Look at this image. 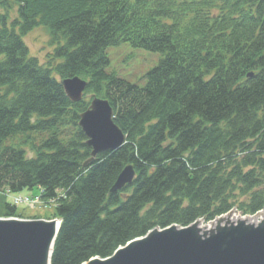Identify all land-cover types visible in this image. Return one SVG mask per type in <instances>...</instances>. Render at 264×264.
I'll return each mask as SVG.
<instances>
[{"label":"trees","instance_id":"obj_1","mask_svg":"<svg viewBox=\"0 0 264 264\" xmlns=\"http://www.w3.org/2000/svg\"><path fill=\"white\" fill-rule=\"evenodd\" d=\"M37 27L55 44L46 65L24 42ZM121 43L161 54L143 84L106 69V48ZM74 76L109 101L126 135L86 164L78 120L89 102H72L61 84ZM37 133L48 136L37 143ZM126 165L134 179L110 192ZM34 187L57 198L50 264L109 257L154 228L262 210L264 0H0V216H18L2 189Z\"/></svg>","mask_w":264,"mask_h":264},{"label":"water","instance_id":"obj_2","mask_svg":"<svg viewBox=\"0 0 264 264\" xmlns=\"http://www.w3.org/2000/svg\"><path fill=\"white\" fill-rule=\"evenodd\" d=\"M61 83L72 102L82 99L86 80L74 76ZM78 124L86 137V145L91 148L90 158L84 164L98 154L119 149L125 142L126 136L114 122V112L107 99L92 97L88 107L79 114ZM134 177L133 166L126 165L110 192L122 189ZM223 218H218L219 224ZM50 221L0 218V264H44L49 247L50 264L61 222L55 229ZM247 224L239 219L228 228L205 231L201 236L189 226L154 228L119 247L111 256L93 257L82 264H264V224Z\"/></svg>","mask_w":264,"mask_h":264},{"label":"rangeland","instance_id":"obj_3","mask_svg":"<svg viewBox=\"0 0 264 264\" xmlns=\"http://www.w3.org/2000/svg\"><path fill=\"white\" fill-rule=\"evenodd\" d=\"M10 16L12 17V13L10 14ZM24 42L28 47L30 55L37 58L40 64L46 65L47 62L52 61L51 55L55 48V44L52 43L51 37L46 28L37 27L33 29L24 37ZM106 53L109 58V65L106 68L108 72L114 73L116 76L132 83L139 84L144 83L143 79L146 72L154 68L161 59L160 53L133 47L129 43H121L117 46H108L106 48ZM54 77L57 80L60 79V77L56 73H54ZM94 95L95 94L93 92H85L83 94V99L89 102ZM32 135L34 136V142L37 143H40L48 136L44 133H37ZM31 138L32 137L30 136V139L25 140L29 142L31 141ZM19 139L20 137H10L4 142V145L19 143ZM23 147L25 150H28V146L23 145ZM27 155L29 157L33 155L30 149L27 151ZM39 194L40 189L38 187H34L32 189H24L17 195L25 197L31 195L38 196ZM15 211L16 215H22L23 217L28 219H50L52 218L54 209L51 210L50 208L40 207L39 205L19 203L18 205H16ZM229 215H232L236 222L241 218H246L242 216L237 208H233ZM203 224H205V222H203Z\"/></svg>","mask_w":264,"mask_h":264},{"label":"bare ground","instance_id":"obj_4","mask_svg":"<svg viewBox=\"0 0 264 264\" xmlns=\"http://www.w3.org/2000/svg\"><path fill=\"white\" fill-rule=\"evenodd\" d=\"M50 220H51L50 222L54 224L55 229H56L59 224V219L56 218V219H50ZM244 220L249 223L247 224L248 226H251V225H254V226L261 225L262 226L264 224V209L260 211L259 213L246 217ZM221 221L222 223L220 222L219 224L218 219H215L207 224H203L200 220H197L196 222L192 223L189 227L191 228L193 233L195 232V234H197L198 236L199 235L201 236L203 235L205 231L214 232V231L219 230V227L221 229L228 228L231 226V224L236 223V220H234L232 215L225 216V218H223ZM49 254H50V247L47 250L44 264H49Z\"/></svg>","mask_w":264,"mask_h":264},{"label":"built area","instance_id":"obj_5","mask_svg":"<svg viewBox=\"0 0 264 264\" xmlns=\"http://www.w3.org/2000/svg\"><path fill=\"white\" fill-rule=\"evenodd\" d=\"M13 201L15 203H18V202H25V203H29V204H35V203H38L40 200L38 197H35V198H28V197H25V198H21V197H13Z\"/></svg>","mask_w":264,"mask_h":264}]
</instances>
